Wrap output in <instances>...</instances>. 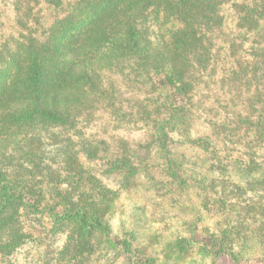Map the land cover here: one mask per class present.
Instances as JSON below:
<instances>
[{
	"label": "trees",
	"instance_id": "trees-1",
	"mask_svg": "<svg viewBox=\"0 0 264 264\" xmlns=\"http://www.w3.org/2000/svg\"><path fill=\"white\" fill-rule=\"evenodd\" d=\"M226 1L32 0L30 8L24 0H13L18 17L31 13L42 20L43 39L28 43L17 38L0 49V146L15 142L11 155L0 153L8 162L0 167V254L10 255L28 240L18 218L26 210L77 225L81 234L101 232L130 264H147L131 241L111 234L104 219L110 210L104 206L115 204L118 194L89 171L95 168L86 165L81 153L90 160L98 158V151L109 155V161H102L103 173L118 172L127 188V180L141 173L153 179L150 170L156 165L147 161L149 155L157 154L165 177L181 184L190 164L213 161L221 150L220 158L229 159L226 147L233 138L241 147L247 134L264 140V3L228 4L242 10L232 23L242 28L241 34L228 36L222 30ZM57 8L64 14L49 22L46 12ZM22 17L14 20L16 26L24 24ZM109 52V66L117 69L119 80L139 93L129 100L126 115L147 128L154 154H145L141 143L112 149L104 140L93 144L79 136L82 124L104 104L107 90L119 94L103 74L102 58ZM122 102L113 101L119 118L125 116ZM43 134L47 142L39 139ZM43 142L58 149L46 150ZM253 150L243 156L240 148L232 157L246 167L257 160ZM38 151L46 153L34 158ZM57 151L65 157L61 173L45 162ZM9 155L17 159L7 160ZM60 175L77 194L42 197L45 185ZM201 240V249L212 253L217 264H237L235 254L214 235Z\"/></svg>",
	"mask_w": 264,
	"mask_h": 264
},
{
	"label": "rangeland",
	"instance_id": "rangeland-1",
	"mask_svg": "<svg viewBox=\"0 0 264 264\" xmlns=\"http://www.w3.org/2000/svg\"><path fill=\"white\" fill-rule=\"evenodd\" d=\"M24 1L23 6L31 8L32 0ZM12 2L0 0V49L4 42L13 44L17 38L28 43L36 38L43 39L42 20L37 21L35 15L28 13L22 17L21 14L19 17H22L24 24L15 25L14 20L19 17L14 13ZM231 3L242 6V0L226 1L222 9L225 25L222 30L225 35L237 36L241 34L242 28H238V31L232 23L241 18L242 10L229 8L228 4ZM58 10L62 8L46 12L49 22L64 14ZM112 58L110 52L102 58L106 62L103 64V74L106 83L116 86L119 94L111 88L107 90L104 104L94 111L95 115L91 116L88 124H82L79 136L93 144L104 140L112 149L121 146L123 150L127 148L126 145L131 148L135 143H141L145 154H149V151L154 154L155 147L147 128L130 122L126 115L131 108L129 100L136 98L139 93L119 80L117 69L109 66L113 65ZM127 100L129 102L125 103ZM113 101H123L120 104L124 117L115 115ZM56 133L62 137L60 130H56ZM46 137L47 134H43L39 139L44 140ZM119 139L125 141L123 146L118 143ZM44 142L40 143L44 149H58ZM231 142L226 147L230 150L226 152L229 159L220 158L223 155L221 150L214 154L217 158L213 161L207 160L205 164L198 162L195 167L190 164L181 176V184L178 181L170 182L165 177L159 167L162 161L157 154L149 155L147 161L156 165L150 170L153 179L141 173L127 180V188H122L124 181L121 179L120 182L121 175L118 172L103 173L102 161H109L106 158L109 155L98 151V158L90 160L81 153L86 165L95 168V171L93 168L89 171L99 177L113 193L118 194L115 204L104 206L110 210L104 219L111 227V234L131 241L137 256L147 264H217V258L212 253L201 249V238L210 234L218 238L227 251L235 254L237 264H264V140H255V137L247 134L241 139L242 147L234 138ZM13 147L15 142L11 140L0 146V153L4 151L8 154ZM250 147L255 149L253 151L256 152L257 160L242 167L232 154L242 148V155L246 156ZM19 149L23 151V148ZM26 151L34 152L35 149L27 147ZM45 153L38 151L34 158ZM10 155L7 160L12 159ZM63 161L65 157L57 151L48 155L45 162L51 170L61 173L64 171ZM20 162L26 166L23 161ZM7 164L0 158V167ZM62 175L58 179L53 177L55 181L45 185L42 197L51 198L54 194L59 198L58 195L64 192L67 195L72 192L73 196L77 194V191L70 190L69 182ZM106 204L104 201L102 206ZM18 213L19 223L30 235L12 254H0V264H130L120 249L110 248L104 242L101 232L81 234L82 230L77 225L55 221L52 216H36L26 210Z\"/></svg>",
	"mask_w": 264,
	"mask_h": 264
}]
</instances>
